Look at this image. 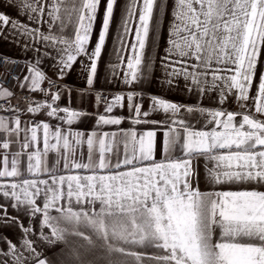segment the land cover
<instances>
[{
  "label": "snow or ice",
  "instance_id": "1",
  "mask_svg": "<svg viewBox=\"0 0 264 264\" xmlns=\"http://www.w3.org/2000/svg\"><path fill=\"white\" fill-rule=\"evenodd\" d=\"M101 2L0 0L16 14L0 10V37L10 33L36 53L16 86L45 97L13 107L15 93L0 85L9 105L0 110L13 113L0 116V229L20 230L16 242L0 232V264H264V0H126L109 67L130 90L103 98L104 113L86 133L72 125L92 114L71 107L70 86L51 90L56 81L39 67L50 53L36 44L55 50L61 81L87 57L88 87L77 91L90 92L118 6L105 0L89 50ZM169 11L161 84L171 89L182 79L188 93L214 96L217 107L132 88L152 75ZM65 93L69 104L61 106ZM95 99L99 108L102 94ZM230 100L238 111L225 107ZM125 106L127 116L112 115ZM41 113L57 123L36 120ZM24 114L31 119L22 122ZM125 120L154 127L99 130Z\"/></svg>",
  "mask_w": 264,
  "mask_h": 264
},
{
  "label": "crops",
  "instance_id": "2",
  "mask_svg": "<svg viewBox=\"0 0 264 264\" xmlns=\"http://www.w3.org/2000/svg\"><path fill=\"white\" fill-rule=\"evenodd\" d=\"M126 0H118V6L114 11V17L113 21L110 24L109 33L106 37L105 46L102 49L100 59L98 61V72L97 76L95 78L94 84L92 86V90L90 92L85 93L83 96L80 95V93L77 91L78 89H85L87 88L86 83V77L87 72L82 67L81 62L84 64L88 63L87 57L81 56L77 58V62L73 65L72 71L64 77V79L61 81L57 78L55 74V69L53 68V64L55 63V60L52 59V57L57 56V53L54 49L51 48H45L42 44L37 43L36 47L40 49V53L42 54L44 51H48L50 53L49 57H45L43 59V62L39 65V67L46 73L48 77H50L52 80L56 81L58 83V86L61 84H66L70 86L73 89L72 96H71V107L73 109L77 110H86L88 113H91L92 115L83 117L80 122L75 123L72 125L73 130H79L84 132H91L96 127V119L95 116L97 113L103 114L104 113V107L105 103L104 101H101L99 108L96 106V93L105 94L106 98L111 99L113 95H115L118 92H127L130 89L128 86L124 85L122 82V77L117 70V74L115 77L112 75L111 68L109 65L117 63V58L114 54V47H118L119 45L116 43V38L118 35V29L120 25V17L121 12L124 7ZM105 3V0H102L101 2V8L97 13V18L94 24L91 40L88 44L89 50L94 48L95 43L98 38L99 31L101 29L102 21H103V5ZM7 11L10 15L15 17V12L11 9H0ZM22 22L30 23L26 20L25 17H20ZM171 19L170 11L166 13L165 17L162 19L160 31L158 33V38L156 42L155 51L151 53L154 56V64H153V72L152 75L149 77L148 80L143 81L142 83L135 84L132 86V88L135 91L138 92H144L151 95L156 96H163L164 98L180 103V104H196L199 102V100H203V104L207 107H217L215 104V97L213 96L212 100H209L208 96L204 97H198L195 92L188 93L184 87V81L181 79L179 81V87H173L169 89L166 85H162L161 81L164 80L165 73L162 67V58L165 56V48L169 47L167 44L168 40V28H169V21ZM35 26V25H32ZM42 30H47V25L43 26ZM69 32L71 29L68 30ZM19 38H13V36L9 33L8 38L4 39L0 37V55L5 57H11L19 59L24 63L19 79L22 81L24 75H27V68H26V62H34L36 53L31 49H25L22 44L17 42ZM129 40H131V37H129ZM47 81L44 82L43 87H46ZM17 83L14 86V89L19 92H25L29 93L32 97L35 98L37 101L44 100L45 97L40 92H29L27 89H20L17 86ZM58 90V88H57ZM56 90V91H57ZM61 106H67L69 104L68 96L65 93L64 97L59 101ZM143 110H147L149 106V101L147 99V96H145V99L143 100ZM226 108L230 111H238L239 109L236 107L235 101L230 100L226 105ZM112 115H128L127 107L123 110L117 108L114 110ZM3 117H6L8 119H11L13 115H0ZM31 115L30 114H24L23 118L21 119L22 122L25 120H30ZM36 120H43L48 121L52 124H56L57 121L55 119L48 118L44 114H39L35 117ZM150 119L155 120H163L164 115L162 113H153V115L150 117ZM154 126L152 125H132L128 120H125L124 123H122L119 126L116 125H109V126H102V131H117L118 129H130L135 128V130L138 133L145 132L147 130H151ZM197 127H200V124H197ZM158 137L162 134L160 132L157 133ZM15 150L14 148L10 149V151ZM177 156L180 155L179 152L176 153ZM160 155L157 154V159H160ZM200 169L203 171V161L200 162ZM201 189L206 190L205 186L201 184ZM9 214L10 215H17V211L9 208ZM20 219L25 225H27V218L23 215L20 216ZM35 227V226H34ZM0 232H2L3 235L8 236L9 239H11L13 242H16L18 238L20 237V230L19 228H4L0 229ZM5 246L0 243V249H3Z\"/></svg>",
  "mask_w": 264,
  "mask_h": 264
},
{
  "label": "built area",
  "instance_id": "3",
  "mask_svg": "<svg viewBox=\"0 0 264 264\" xmlns=\"http://www.w3.org/2000/svg\"><path fill=\"white\" fill-rule=\"evenodd\" d=\"M15 61V62H13ZM24 63L16 58L11 57H5L0 55V85H3L4 87H7L9 90L13 91L15 93L14 97L11 98V105L13 107L17 106V100L22 99L24 97H30L31 99L35 100L34 97H32L29 93L25 92H19L14 89L15 84L17 83V78L20 77V72L23 67ZM49 87L47 84L45 88ZM58 88V83L56 82L55 85L52 86L51 90L55 92ZM106 95L102 94V100L105 98ZM0 105H2L4 108H8L9 105L6 103L5 100L0 99ZM21 107L23 104L21 103ZM0 115H13L11 111H4L0 110ZM23 118V115L21 116V119Z\"/></svg>",
  "mask_w": 264,
  "mask_h": 264
}]
</instances>
